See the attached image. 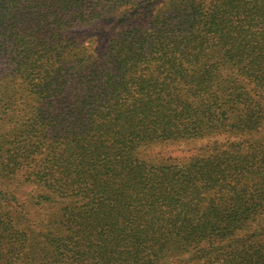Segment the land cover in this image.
Masks as SVG:
<instances>
[{
    "label": "trees",
    "instance_id": "16d2710c",
    "mask_svg": "<svg viewBox=\"0 0 264 264\" xmlns=\"http://www.w3.org/2000/svg\"><path fill=\"white\" fill-rule=\"evenodd\" d=\"M140 2L0 0V264H264V0Z\"/></svg>",
    "mask_w": 264,
    "mask_h": 264
},
{
    "label": "rangeland",
    "instance_id": "374dc122",
    "mask_svg": "<svg viewBox=\"0 0 264 264\" xmlns=\"http://www.w3.org/2000/svg\"><path fill=\"white\" fill-rule=\"evenodd\" d=\"M156 6L157 0H141L137 12L140 13L141 18L143 19L146 16L150 18ZM134 17L135 14L133 10H128L124 15L121 13L108 15L106 18L97 21L88 27L74 30L73 37L83 41L93 52L99 53L103 51L105 45L116 33L121 31L125 25L130 24V21ZM207 143L208 139L155 145L144 151L143 156L145 159L153 162H164L172 158L174 160H185L192 155L202 152L205 149L204 147L207 146ZM30 190H32L31 186L22 187L20 189L21 198L25 199L26 196L23 195V192L29 193ZM44 213V210H39L38 208L32 209L29 207L28 214L25 217L29 225L36 227L40 219L43 218Z\"/></svg>",
    "mask_w": 264,
    "mask_h": 264
}]
</instances>
